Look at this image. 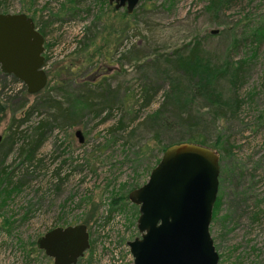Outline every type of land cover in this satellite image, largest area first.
Returning <instances> with one entry per match:
<instances>
[{"label":"rangeland","instance_id":"374dc122","mask_svg":"<svg viewBox=\"0 0 264 264\" xmlns=\"http://www.w3.org/2000/svg\"><path fill=\"white\" fill-rule=\"evenodd\" d=\"M213 1L139 0L131 13L108 0L0 1V11L33 18L47 56V82L35 93L0 70V264H53L37 237L79 222L90 246L75 264H132L127 241L139 235V212L128 192L147 180L163 144L188 133L218 154L219 202L208 226L216 264H264V0ZM192 46L224 64V72L242 61L236 111L226 98L208 100L201 86L163 75L162 56ZM85 81L112 89L103 98L114 103L80 111L74 90ZM152 81L156 91L143 103L141 90ZM172 86L189 120L170 111L177 102L158 111ZM65 89L73 92L75 113L52 129L41 125L44 140L25 159L21 142L48 115L30 107L46 92L64 98Z\"/></svg>","mask_w":264,"mask_h":264},{"label":"water","instance_id":"95a60500","mask_svg":"<svg viewBox=\"0 0 264 264\" xmlns=\"http://www.w3.org/2000/svg\"><path fill=\"white\" fill-rule=\"evenodd\" d=\"M131 13L139 0H108ZM44 35L26 12L0 11V70L35 93L47 82ZM75 134L83 140L80 129ZM0 131V141L2 140ZM218 154L211 146L180 140L166 145L148 178L128 192L138 205L139 235L127 241L132 264H216L209 233L216 197ZM53 264H75L90 246L83 222L56 225L36 239Z\"/></svg>","mask_w":264,"mask_h":264},{"label":"trees","instance_id":"16d2710c","mask_svg":"<svg viewBox=\"0 0 264 264\" xmlns=\"http://www.w3.org/2000/svg\"><path fill=\"white\" fill-rule=\"evenodd\" d=\"M1 1V0H0ZM218 0H214L213 3H215ZM256 31H258L257 28L254 29L252 32L253 36L251 38V41L255 40ZM196 47H189V48H177L176 53L173 51L171 53H166L161 58L162 66L166 69H162V73L165 77H168L170 82L179 81L180 79H183L186 82V85L188 83V86L190 88V85L193 84L192 87H200L204 88L206 90V93L203 95L208 99H216L219 100L221 97L226 98L223 99V102H229L233 106L232 111H236L242 102V98L239 94L238 87L243 82V79H245L244 69L242 67V64L237 63L232 70H226L223 71L224 64L220 63V61L214 60L211 58V55L207 52L199 51ZM228 66L226 65V68ZM225 70V69H224ZM222 73L225 74H231V76L226 77L225 74L222 75ZM221 76L223 78H221ZM15 79V78H14ZM226 81L228 82V85L223 84ZM223 82V83H222ZM90 82H83L82 85L84 88L80 87L77 90H74V95H76L78 98L82 101L81 108H78L80 111H82L84 108H93L95 112L98 111V109L102 108L105 105H112L114 102L109 101V104H107V99L103 98L108 94L112 89L105 87L102 82H94L89 85ZM222 83L223 87H218L219 84ZM25 87V86H24ZM55 87V86H54ZM156 86L154 82H148L143 86V90H141V96L143 99V103H147L151 100L153 93L156 91ZM225 90V91H224ZM51 92L52 90L49 89ZM73 92H68V89H65L64 95H66L64 98H56L51 93L46 92V94L35 101L34 104L30 107V110L40 111L43 109L48 111V115H46L43 118L42 124L36 125L31 130L30 134L28 136H25L26 141L21 142L18 153L25 154L24 158H33L35 157V151L39 147L40 143L44 140V131L45 129L42 128L40 130L41 125L46 126V129L50 127L49 129H52L55 125H57V122L60 123L62 120L71 119L73 116L74 110L70 108V105L73 101H71L70 95H72ZM117 94L116 91L113 92L114 95ZM249 95V94H247ZM75 96V97H76ZM166 99L162 102V105L158 111L161 110H168L166 106L169 104H172V102H177L178 108H174L171 106L170 111L174 112L176 115V118H179L180 120H189V110L188 109H182L184 102H181L180 99H178V94L174 90L173 86L168 90V93L165 95ZM64 101V103H63ZM174 105V104H173ZM176 107V105H174ZM37 107V108H35ZM75 109V108H73ZM30 110L28 109L26 112L28 114L30 113ZM27 115V114H26ZM258 115H261L260 113ZM23 118L18 119L17 123H19ZM178 120V119H177ZM166 122V121H165ZM123 123L119 121L117 126H122ZM115 129L116 127H111ZM20 137V136H19ZM3 139H6L3 137ZM180 140H188V141H194L199 142L202 144H206V142L202 138H197L196 136L188 133L187 135L181 136L175 141ZM3 141V140H2ZM1 141L0 146L3 145V142ZM175 141H169L166 144H163V148ZM208 145V144H206ZM209 146V145H208ZM3 156V153H0V158ZM25 158V159H26ZM1 160V159H0ZM33 168V167H32ZM36 168V166H35ZM57 170L53 172V176H56ZM13 174V173H11ZM10 174V175H11ZM12 176V175H11ZM25 175L21 174V178H24ZM58 181H62L61 177L60 179H57ZM21 181V179H20ZM10 183L16 184L15 181L12 180L10 177ZM18 183V182H17ZM13 184V185H14ZM57 186H55L56 188ZM123 195L117 196V198L114 199V202L118 199L122 198ZM218 200L215 199L212 211H211V219L214 218V215L216 214L217 208H218ZM69 224V223H68Z\"/></svg>","mask_w":264,"mask_h":264},{"label":"built area","instance_id":"2783aa9c","mask_svg":"<svg viewBox=\"0 0 264 264\" xmlns=\"http://www.w3.org/2000/svg\"><path fill=\"white\" fill-rule=\"evenodd\" d=\"M46 58H47V56H45L44 66L47 67V64H46V63H47Z\"/></svg>","mask_w":264,"mask_h":264},{"label":"flooded vegetation","instance_id":"af4514ba","mask_svg":"<svg viewBox=\"0 0 264 264\" xmlns=\"http://www.w3.org/2000/svg\"><path fill=\"white\" fill-rule=\"evenodd\" d=\"M2 135H3V134H2ZM2 140H3V136H2ZM2 140H1V141H2ZM1 141H0V143H1Z\"/></svg>","mask_w":264,"mask_h":264}]
</instances>
